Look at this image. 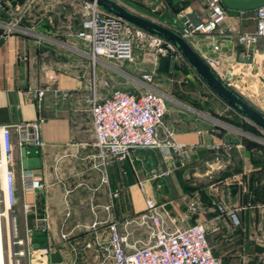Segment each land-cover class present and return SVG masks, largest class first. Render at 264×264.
Masks as SVG:
<instances>
[{
    "label": "crops",
    "instance_id": "1",
    "mask_svg": "<svg viewBox=\"0 0 264 264\" xmlns=\"http://www.w3.org/2000/svg\"><path fill=\"white\" fill-rule=\"evenodd\" d=\"M154 2L163 16L170 17H166L167 24L165 18L157 23L176 31L206 18L208 12L199 0ZM223 7L225 20L214 39L219 46L216 54L212 55L204 34L186 41L225 83L264 114V37L251 45L238 40L240 35L254 33L255 12ZM63 25H50L40 40L17 32L2 35L4 30H0V133L3 126L11 131L7 170L14 175L16 203L12 208L18 211L10 215L22 236L31 222V231L45 232L43 246L60 245L54 252H59L61 260L49 264H112L100 261L98 253L103 243L110 258L108 222L113 216L129 225L137 222L149 199L155 201L168 229L201 223L212 254L221 264H264V132L245 130L242 118L235 117L236 112L207 87L200 104L173 98L170 119L163 118L171 139L191 147L188 160L175 154L167 157L160 149H145L102 168L90 114L92 76L96 95L105 97L116 88L147 90L140 80L150 70L136 72V76L129 69V78L126 72H117L121 87L113 84L110 73L104 71L112 62L102 59L93 66L86 56L89 45L76 36L80 23L73 30L66 27L67 32ZM150 85L168 94L156 76ZM42 89L44 95L37 102L34 93ZM39 117L43 118L40 168L34 174L43 186L23 193L21 148L32 144L20 142V127L30 132ZM163 133L161 137L158 130L160 140L166 138ZM2 174L4 185L5 171ZM114 191L119 192L113 200L118 202V213L115 208L105 210ZM25 202L32 204L28 213L23 209ZM60 223L67 224L60 228ZM132 229L129 239L138 240ZM60 233L68 239L74 236V245L82 242L79 249L63 244Z\"/></svg>",
    "mask_w": 264,
    "mask_h": 264
},
{
    "label": "built area",
    "instance_id": "2",
    "mask_svg": "<svg viewBox=\"0 0 264 264\" xmlns=\"http://www.w3.org/2000/svg\"><path fill=\"white\" fill-rule=\"evenodd\" d=\"M207 8V16L195 23L185 24L177 31L185 40L201 33L210 41L211 53L216 54L219 46L214 40L216 33L221 32L225 20V9L222 0H199ZM5 0H0V9ZM84 17L76 36L89 45L87 53L92 65L102 59L109 61H133V42L142 40L148 47L158 53L177 54L175 48L168 42L138 29L129 23L105 12L95 3L82 0ZM256 28L252 34L238 37L239 42L251 45L264 37V4L254 9ZM209 64V63H208ZM264 73V69H263ZM154 80L153 72H143L141 82L148 89L145 91L112 89L105 97L96 95V79L92 76L90 99V114L95 134L97 158L102 168L113 160L127 158L135 150L160 149L165 156L175 154L183 161L189 159L191 147L174 142L170 132L160 140L158 128L162 125L167 111V95L151 86ZM103 87L107 86L103 82ZM228 85V84H227ZM59 89H56L58 92ZM45 90H38L34 97L39 102ZM66 95V92H62ZM39 105V104H38ZM39 117L32 125L30 132L26 127H20V142L34 146L42 144L40 137ZM1 151L6 162L11 159L12 137L9 127L1 128ZM2 155L0 157V170ZM7 169V168H6ZM159 174V173H158ZM161 175V173L159 174ZM106 181V178H103ZM20 186L23 193L34 192L43 186L34 170L23 169L20 173ZM119 192L111 193V199L105 210L113 211ZM16 203V186L14 175L6 170V187L0 178V218H2L5 264H20V258L30 256L35 251L28 236H20L14 217L10 216V224L4 215ZM32 207L31 203H23L25 213ZM140 225L150 229L146 242L131 241L129 232L116 216L108 222L109 251L112 264H221L212 254L205 230L201 223H194L184 228L168 229L164 226L161 211L156 203L147 199L145 209L137 218ZM95 225V223L93 224ZM66 238L65 234H62ZM67 240V238H66ZM1 246V245H0ZM1 248V247H0Z\"/></svg>",
    "mask_w": 264,
    "mask_h": 264
},
{
    "label": "rangeland",
    "instance_id": "3",
    "mask_svg": "<svg viewBox=\"0 0 264 264\" xmlns=\"http://www.w3.org/2000/svg\"><path fill=\"white\" fill-rule=\"evenodd\" d=\"M118 2L132 12H135L145 18H149L154 22H160L163 18L166 20L164 21L165 24L170 22L168 21V18L166 19L168 15H162V9L160 7L157 9L155 8L154 0H118ZM83 17L84 7L82 0H5L3 7L0 9V30H4L2 35L17 32L26 37L40 40V38L42 39V36H46V29L49 28L50 25L55 26L57 24H64L65 26L63 25V27H65V29H63L67 32V28H69L68 30H73V27H77L79 23H81ZM133 56V61H111L112 64L110 66L105 65L104 71L105 73H110L112 76L110 81H112L113 84L121 87V83L116 82H121V78L118 75L120 71L126 72V75L124 76L129 78L127 74L129 69H131L133 71V75L135 74L136 76H138V73L136 72L149 69L154 73V76L157 77V82L161 84V88L168 93L166 100L167 111L164 117L166 118L167 116L169 119L171 116L169 108H172L173 98H179L185 102H188L189 100L194 104L201 103L200 96L202 94V90H207V86L178 52L177 54L158 53L154 48L148 47L142 40L136 39L133 42ZM85 60L87 59L85 58ZM149 65H152V68H148ZM142 66L144 67L143 69ZM125 80L128 84L131 83V85H134L131 79ZM126 88L127 87H125V89ZM193 92L195 94H193ZM234 116L237 117V115ZM163 122L164 121H162V123ZM164 128L165 127H163V125L158 128L161 132V137H163V131L166 133L167 137L168 131ZM22 202L24 201H18L20 204ZM115 209L118 213L117 201H115ZM12 210H15L14 212H16L18 211V208L8 210L9 215ZM38 223L43 224L42 222ZM28 224L29 227L23 236L27 235L28 239L33 244L34 241L31 231L33 223L29 222ZM66 224L67 223H60V228ZM131 226L132 228H135V230L132 229L134 232L133 236L135 235L133 238H138L140 242H146L148 240L150 232L148 227L145 225L139 226L137 222H132L131 225L125 223V227L128 232H130L129 230ZM136 227H141V229ZM18 230L19 235L22 236L19 228ZM131 234L129 233V237ZM59 236L60 239H62L63 244L73 245L74 249H76V247L79 249L80 244H82V242H79L77 245H74V240H72L74 236L73 238L71 237L70 240L66 235L67 241H65L66 238H63L61 233ZM101 247L100 252H98L100 261H111L103 243H101ZM58 248H60V245L58 244L48 245L47 243V245L43 246V243H41V245L39 243L38 250L34 251L32 255H26L20 258V264H28L29 262L30 264H49L51 261V253L54 252V249ZM78 257L76 259L77 261ZM219 262L221 261L219 260Z\"/></svg>",
    "mask_w": 264,
    "mask_h": 264
},
{
    "label": "water",
    "instance_id": "4",
    "mask_svg": "<svg viewBox=\"0 0 264 264\" xmlns=\"http://www.w3.org/2000/svg\"><path fill=\"white\" fill-rule=\"evenodd\" d=\"M85 1L95 3L105 12L171 44L214 95L245 120L264 131V114L227 85L176 30L134 13L116 0ZM222 2L228 8L235 10H254L264 4V0H222ZM21 163L23 169L35 170L40 168L38 147L34 145L23 146L21 148ZM32 236L35 246H39V243L46 240L43 230L32 231ZM50 259L52 262H59L61 260L59 252H52Z\"/></svg>",
    "mask_w": 264,
    "mask_h": 264
},
{
    "label": "bare ground",
    "instance_id": "5",
    "mask_svg": "<svg viewBox=\"0 0 264 264\" xmlns=\"http://www.w3.org/2000/svg\"><path fill=\"white\" fill-rule=\"evenodd\" d=\"M7 168V162H6V159L4 157V154H2V165H1V177L2 179L4 178V174L3 171H5V183L3 185V187L5 188L6 187V169ZM4 215L6 216L7 220H8V225L10 224V216H9V211L8 210H5L4 211ZM0 235L3 236V225H2V218H0ZM3 241H0V264H5V253H4V248H3V244H2Z\"/></svg>",
    "mask_w": 264,
    "mask_h": 264
},
{
    "label": "trees",
    "instance_id": "6",
    "mask_svg": "<svg viewBox=\"0 0 264 264\" xmlns=\"http://www.w3.org/2000/svg\"><path fill=\"white\" fill-rule=\"evenodd\" d=\"M5 3V2H4ZM237 116H240L237 112H236ZM242 118V126L245 130H249L251 132L254 133H262L264 131H262L259 127L255 126L254 124H252L251 122L245 120L242 116H240Z\"/></svg>",
    "mask_w": 264,
    "mask_h": 264
}]
</instances>
